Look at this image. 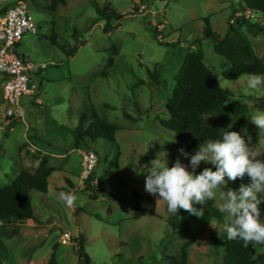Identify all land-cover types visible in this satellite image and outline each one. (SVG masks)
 <instances>
[{
    "label": "rangeland",
    "instance_id": "1",
    "mask_svg": "<svg viewBox=\"0 0 264 264\" xmlns=\"http://www.w3.org/2000/svg\"><path fill=\"white\" fill-rule=\"evenodd\" d=\"M12 1L28 5L38 28V35L24 36L17 54L47 69L33 75L37 90L23 98V117L14 120L5 119V78L0 75V189L22 171L34 172L47 158L44 151L61 157L53 159L59 169L48 193L30 194L38 223L0 225V264H47L54 253L57 264H83L78 254L81 239L91 264H169L166 258H179L193 237L188 264H225V214L220 219L213 214L224 203L220 192H226L227 185L216 190V200L194 205L203 209L199 218L183 210L170 216L166 202L156 199L158 216L136 220L132 192L151 196L144 188L145 169L161 153L167 154L169 167L179 158L191 170L190 158L199 147L188 150L161 126L169 119L175 77L190 52L205 53L206 64L236 101L264 99V86L248 89L250 76L234 82L223 77L229 63L216 55L213 42L203 35L208 17L221 38L232 26L264 62V17L243 16L240 5L245 0H64L55 11L53 0ZM106 10L111 17L109 34L99 14ZM237 107L227 105L226 114L234 116ZM93 111L120 130L117 145L99 140L92 146L99 163L83 181V150L76 148L74 131L84 113L88 127ZM249 123L247 118L242 129ZM258 138V148L250 149L254 155L264 152L259 131ZM205 167L212 166L201 162L197 174ZM62 192L76 197L71 207L60 198ZM260 207L264 221V204ZM65 233L72 236V244L61 243ZM263 254L264 247H256V259Z\"/></svg>",
    "mask_w": 264,
    "mask_h": 264
},
{
    "label": "trees",
    "instance_id": "2",
    "mask_svg": "<svg viewBox=\"0 0 264 264\" xmlns=\"http://www.w3.org/2000/svg\"><path fill=\"white\" fill-rule=\"evenodd\" d=\"M165 1V0H160ZM58 3L64 0H53L52 10H56ZM240 13L247 17V13H256L264 17V0H245L240 5ZM102 20L107 21L105 32H110V13L106 10L99 13ZM245 19V18H244ZM205 28L203 35L214 44L216 55L222 57L229 63V69L223 77L231 82L238 81L243 76H264V62L260 60L247 40L236 36L231 26L228 34L221 38L213 31L210 18L204 19ZM77 33L74 37H77ZM56 35L53 36L55 39ZM162 44V42H161ZM103 75H106L104 73ZM175 91L169 99L167 107L169 119L162 120L161 126L173 133L175 139L183 144L188 150H194L209 140H218L222 131L229 130L227 126L232 124L233 131H240L250 115L252 107L257 105L264 107V99L236 101L230 90L224 89L215 72L206 64L205 53L200 49L190 52L175 77ZM236 104L237 111L234 116L226 114L225 107ZM93 121L85 126L88 114L80 117L79 125L74 131V143L79 150H92V146L99 140L117 143L116 133L120 130L118 126L112 125L101 119L99 115L92 112ZM129 118L128 115H126ZM249 138V149L253 151L259 146L258 130L255 125L249 123L247 126ZM117 145V144H116ZM96 153V152H95ZM120 154H118L119 156ZM98 156V155H97ZM257 159H264V152L255 155ZM57 169L48 166L47 158L41 159L34 172L22 171L11 185L0 189V225L15 221H33L38 223L35 217L33 204L30 199L32 192L47 194L50 180ZM249 183L247 176L243 180L227 183L228 189L238 190L241 184ZM94 198H97L94 195ZM132 198L136 205L135 219L140 220L144 216L157 217V200L153 196L144 195L133 191ZM221 212L214 210V216L221 218ZM176 228V225L174 226ZM184 231L190 233L189 226ZM196 241L193 237L183 248L181 256L167 257L169 264H188V248ZM78 254L83 264H91L89 256L84 251L83 240L79 242ZM224 244V241H223ZM225 264H264V254L256 259V247H244L242 241L228 240L226 236ZM47 264H57L54 253Z\"/></svg>",
    "mask_w": 264,
    "mask_h": 264
},
{
    "label": "clouds",
    "instance_id": "3",
    "mask_svg": "<svg viewBox=\"0 0 264 264\" xmlns=\"http://www.w3.org/2000/svg\"><path fill=\"white\" fill-rule=\"evenodd\" d=\"M264 86V76L251 75L247 81L250 90ZM251 124L257 126L260 139H264V110L252 107V113L247 117ZM222 131L218 140H209L201 144L199 150L190 158V168L184 166L177 158L169 167L168 160L160 159V155L151 162L145 170V191L166 202L170 216H177L183 210L190 216H203V209L194 205H203L208 200H216V190L226 186L229 181L235 182L245 176L249 183L241 184L238 190L228 189L220 192L224 201L219 211L224 213L223 228L227 239L242 241L244 247L264 246V221L261 220L264 204V159H257L249 149L248 129L240 132ZM243 133V135L241 134ZM185 158L188 153L178 149ZM201 162L212 167H205L197 174ZM213 167L215 170H213ZM227 178V180L225 179ZM60 198L71 207L76 199L72 193H60Z\"/></svg>",
    "mask_w": 264,
    "mask_h": 264
},
{
    "label": "built area",
    "instance_id": "4",
    "mask_svg": "<svg viewBox=\"0 0 264 264\" xmlns=\"http://www.w3.org/2000/svg\"><path fill=\"white\" fill-rule=\"evenodd\" d=\"M25 35H38V28L28 5L23 1L0 0V75L5 78L3 93L7 120L23 117V98L34 95L37 90L33 75L47 69L46 64H36L17 54L16 48ZM98 163L99 158L94 150L81 153L83 181L93 175ZM72 242L69 233L62 236L63 245Z\"/></svg>",
    "mask_w": 264,
    "mask_h": 264
},
{
    "label": "crops",
    "instance_id": "5",
    "mask_svg": "<svg viewBox=\"0 0 264 264\" xmlns=\"http://www.w3.org/2000/svg\"><path fill=\"white\" fill-rule=\"evenodd\" d=\"M28 97V96H27ZM39 150V149H38ZM39 151H41V150H39ZM43 151V150H42ZM80 152H82V150H80ZM44 153L46 154V156H47V160H48V166L50 167V168H55V169H59V167L58 166H55V165H53L52 163H53V159H56V158H60L61 156L60 155H58V154H56V153H48L47 151H44ZM38 167V166H37ZM36 167V168H37ZM70 184H72V182H70ZM72 186V188H73V191H75L76 190V188H75V186H73V185H71Z\"/></svg>",
    "mask_w": 264,
    "mask_h": 264
}]
</instances>
